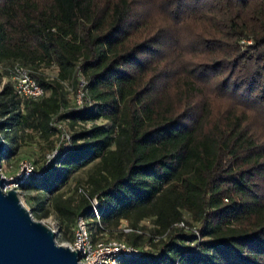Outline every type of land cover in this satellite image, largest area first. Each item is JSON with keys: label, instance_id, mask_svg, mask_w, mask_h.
Returning a JSON list of instances; mask_svg holds the SVG:
<instances>
[{"label": "trees", "instance_id": "obj_1", "mask_svg": "<svg viewBox=\"0 0 264 264\" xmlns=\"http://www.w3.org/2000/svg\"><path fill=\"white\" fill-rule=\"evenodd\" d=\"M15 63L43 97L15 94ZM0 133L2 159L32 134L58 150L20 188L62 239L84 217L94 241L161 238L121 264H264V0H0Z\"/></svg>", "mask_w": 264, "mask_h": 264}, {"label": "water", "instance_id": "obj_2", "mask_svg": "<svg viewBox=\"0 0 264 264\" xmlns=\"http://www.w3.org/2000/svg\"><path fill=\"white\" fill-rule=\"evenodd\" d=\"M7 143L0 133V167ZM0 173V264H81L80 253L59 244L56 231L37 220Z\"/></svg>", "mask_w": 264, "mask_h": 264}, {"label": "built area", "instance_id": "obj_3", "mask_svg": "<svg viewBox=\"0 0 264 264\" xmlns=\"http://www.w3.org/2000/svg\"><path fill=\"white\" fill-rule=\"evenodd\" d=\"M8 76L10 81L13 83L15 94L22 99H38L46 94L45 89L33 77L31 71L20 63H15L10 68H8ZM85 86V80L81 79L80 88L75 93L74 97V104L77 108H82L85 105ZM54 125L58 126L62 130V136L64 138H66L68 141L71 139L70 132L65 128L62 122L55 120ZM58 153V150L54 151L53 156H56ZM23 169L27 170L26 175L23 177L22 175L16 177H7L1 173L8 181L4 185L5 191L12 190V188H9V185L11 184L18 183L20 186V184L26 181L29 177L41 175L32 162L27 160L24 161ZM93 203L96 205L97 200L94 199ZM97 217L99 216L97 215ZM177 225L183 228L186 227L185 222H180ZM120 228L125 233L134 231L129 227V224L126 221H123V224H121ZM195 234L198 237L200 235L197 229ZM158 238L160 237H157L156 239ZM156 239L154 241H156ZM69 246L73 250L78 249L81 256V264H121L123 259L142 256L144 251L149 249L147 248L148 245L145 247H136L130 245L124 240L118 239H98L94 241L88 221L84 217H79L77 219L74 230V240Z\"/></svg>", "mask_w": 264, "mask_h": 264}, {"label": "rangeland", "instance_id": "obj_4", "mask_svg": "<svg viewBox=\"0 0 264 264\" xmlns=\"http://www.w3.org/2000/svg\"><path fill=\"white\" fill-rule=\"evenodd\" d=\"M142 5H144V3ZM191 28L192 27H190L189 29L191 30ZM242 42L251 44L253 41L251 39H247V40H243ZM45 73L53 75L55 73V70L51 68L46 69ZM3 82L4 83L8 82L7 77L3 79ZM70 92L71 93L69 94V100H70V103L73 104L75 93L72 88ZM63 123L66 129H68V131L71 133L73 131L80 130L83 127L82 125H77L76 127H70L67 120H65ZM47 143H48V140L39 139L37 135L32 134V139L23 141L21 144V147L19 148L18 152L15 155L11 156L9 159L7 158L2 159L0 173H2L3 175L7 177H16L19 175H22V177L25 176L27 172V170L23 169V164L25 160L32 162L35 168L40 170L41 167L46 163V160L49 157H51V155L54 154V152L52 153V152L46 151L45 146L47 145ZM88 173H89V169L87 167V169L81 170L78 173L74 174L72 176L70 183L66 186H63L60 189L59 194H62L64 198H76L79 181L86 180L88 177ZM82 184H83V187L87 185L84 181L82 182ZM9 188L16 189L18 191L20 200L25 205V207L28 210H30L32 213L33 196H35L36 193H30V192L24 191L23 189L20 188L18 183L9 185ZM40 221H43L45 224H47L48 226H50L56 231L57 233L56 240L58 241L59 244L66 245V246H69L72 244L73 240L70 241L68 239H62L63 232L59 228L58 222L55 219L54 215H50L46 218L40 219ZM145 224L148 228H151L152 226L150 222H145ZM142 225H144V223ZM194 228L195 227H193L190 224H186V227H184L185 231L195 233L196 229ZM108 237L110 238V236ZM114 239H118V238L114 237ZM118 240H124V238L118 239ZM160 240L161 238L156 239V242H157L156 244L149 243L147 248L156 249L158 247V242Z\"/></svg>", "mask_w": 264, "mask_h": 264}]
</instances>
